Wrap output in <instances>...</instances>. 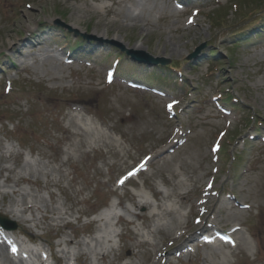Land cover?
Masks as SVG:
<instances>
[{
	"label": "rangeland",
	"instance_id": "374dc122",
	"mask_svg": "<svg viewBox=\"0 0 264 264\" xmlns=\"http://www.w3.org/2000/svg\"><path fill=\"white\" fill-rule=\"evenodd\" d=\"M213 177L208 223L246 242L212 245L264 264V0H0V264H214L180 246ZM133 193L181 227L149 233Z\"/></svg>",
	"mask_w": 264,
	"mask_h": 264
},
{
	"label": "bare ground",
	"instance_id": "6f19581e",
	"mask_svg": "<svg viewBox=\"0 0 264 264\" xmlns=\"http://www.w3.org/2000/svg\"><path fill=\"white\" fill-rule=\"evenodd\" d=\"M110 8L111 7H109L107 5H101V6L91 7L89 9H87V10L88 11H91V12H94L95 14H98V11L99 10L109 11ZM88 11L78 10L77 13H74V11H73L72 14H70L71 25L75 26L74 25L75 22H78L82 18L88 16L89 15ZM80 13H82V14H80ZM26 17L27 18H30V17H32V15H28L26 13ZM111 22H113V21L105 22V23H111ZM101 26H103V23L98 20V22L96 24V27H101ZM96 30H97V28H96ZM95 32H97V31H95ZM96 34L100 36V34H98V33H96ZM113 39H117V37L113 36ZM8 44H9L10 47L14 48V47H16V44L17 43L14 42V41H12V38H10V40L8 41ZM132 48L133 49H136V50H140L141 49V46L134 45V46H132ZM17 51L20 52V50L18 49V44H17ZM169 51L172 52L173 50L170 49ZM76 110H77V108H76ZM66 156H67V159H68L69 158V154L66 153ZM139 174L142 175L143 172L140 171ZM202 188L203 189L201 190V195H200L199 202H197V203H195V205L191 206V209L194 208L196 210V212H198V215L200 216V221H199L200 222V228H197L194 233L189 234L185 238H183L184 237V233H182L183 231H181L179 233L178 237H177L179 239L183 238V241H182L183 243L180 246L183 247V245H185V248L184 249H186V248L189 247L192 250V246L191 245L188 246V244H192L193 243V241L195 239V235H198L199 236L201 234V231H204L205 228L207 227V225L210 226L213 223H215L217 225L220 222L214 216L215 215V209H218V211L220 212V210L224 206V203H223L224 200L223 199L222 200H218L216 198L213 190L211 189V187H209L207 185V183H206V186L204 185ZM157 193H158V195H156L154 193L153 196L155 197V199L157 201H160L161 200V197H162V194L159 191ZM172 195H174V196H176L178 198L183 199V195L180 194V193L173 192ZM139 196H141L140 193H133V194L130 195V200H131V202H132V204H133V206L135 208L142 210V211L136 213L135 216L137 217V219L143 220V224L149 229V233H151L152 235H155V234H161L162 232L167 233V232H171L172 231V234H174L173 232L177 228H179V226L181 227L182 223L176 217L175 211L173 209L171 210L170 208L163 207V205H159L158 206L159 208H163L161 210V212H159L156 209H154L149 202H147V201L141 202L138 199ZM216 205H217V208L214 209V207ZM31 209H32V207H27V210H31ZM9 213H11L13 215L14 214V210H11ZM237 214L238 213H236V212H228L227 215L225 216L226 222L231 221ZM168 215H171L172 216L169 223H161L159 221V219L161 218V216H168ZM212 217L215 218V219H213ZM209 218H212L213 219L211 221L213 223H208ZM103 219H104V217L102 216L100 218V220H103ZM151 222H153V223L151 224ZM195 228H196V226H195ZM238 228L239 227H236V225H235V226H233V228H230L228 230L229 235L232 236V241H234V240L236 241V239L237 240L239 239V240H242V241L244 240V236H243L242 232L240 230H238ZM216 229H218V228H216ZM209 230H212V228L210 227ZM205 233H207V232H205ZM138 235H139V233H137L135 236H138ZM205 236H206V234H205ZM209 237H210V234H209ZM199 238L202 240L204 238V236L201 235ZM174 239L175 238L173 237L172 238V241ZM197 240H199V239H197ZM212 240L213 239L210 238L207 241L208 242H211ZM203 241H205V239H203ZM244 242H246V240H244ZM147 243L149 244V241L147 239H143L140 242L139 245H144V244H147ZM221 243L223 244L222 247L229 246V244L226 245V243H224V242H221ZM206 244L208 245V243H206ZM186 246H188V247H186ZM209 246H210V248H209V251H208L207 254H208L209 257H211V260H214V264H228V261H229V258L228 257H229V255L221 249L222 247H218V246H215V245H212V244H210ZM189 254H190V250L188 252L186 250V255H189ZM177 255H178V257L181 256L180 253L177 254ZM152 264H155V263H152Z\"/></svg>",
	"mask_w": 264,
	"mask_h": 264
},
{
	"label": "water",
	"instance_id": "95a60500",
	"mask_svg": "<svg viewBox=\"0 0 264 264\" xmlns=\"http://www.w3.org/2000/svg\"><path fill=\"white\" fill-rule=\"evenodd\" d=\"M88 39H93V38L89 37ZM121 48L123 50L127 51L128 54L132 55L133 59L138 60L139 62H145L148 64H158V62H156V60H154V58L151 55H148V54L142 53V52H138L137 50H134V49L128 50L122 46H121ZM0 222L6 226L7 219L0 215ZM15 227L16 226H13V228H15Z\"/></svg>",
	"mask_w": 264,
	"mask_h": 264
},
{
	"label": "snow or ice",
	"instance_id": "6c2138e0",
	"mask_svg": "<svg viewBox=\"0 0 264 264\" xmlns=\"http://www.w3.org/2000/svg\"><path fill=\"white\" fill-rule=\"evenodd\" d=\"M189 22H191V21H189ZM168 107L171 108L172 105H169ZM213 151H215V149H213ZM146 159H147V158H146ZM143 166H144V165H143V163H142V164L140 165V167L143 168ZM134 174H135V172H130L128 175H129V176H132V175H134ZM125 179H126V177H125ZM123 182H124L123 180L120 181V183H123ZM197 222H198V221H197Z\"/></svg>",
	"mask_w": 264,
	"mask_h": 264
},
{
	"label": "trees",
	"instance_id": "16d2710c",
	"mask_svg": "<svg viewBox=\"0 0 264 264\" xmlns=\"http://www.w3.org/2000/svg\"><path fill=\"white\" fill-rule=\"evenodd\" d=\"M246 1H251V0H246ZM217 20H220V15H219V16H217Z\"/></svg>",
	"mask_w": 264,
	"mask_h": 264
}]
</instances>
